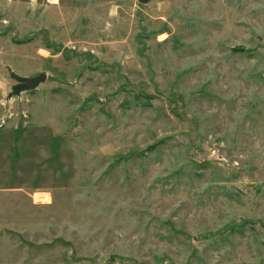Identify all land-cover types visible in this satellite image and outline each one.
I'll list each match as a JSON object with an SVG mask.
<instances>
[{
  "label": "rangeland",
  "instance_id": "1",
  "mask_svg": "<svg viewBox=\"0 0 264 264\" xmlns=\"http://www.w3.org/2000/svg\"><path fill=\"white\" fill-rule=\"evenodd\" d=\"M0 264H264V0H0Z\"/></svg>",
  "mask_w": 264,
  "mask_h": 264
},
{
  "label": "water",
  "instance_id": "2",
  "mask_svg": "<svg viewBox=\"0 0 264 264\" xmlns=\"http://www.w3.org/2000/svg\"><path fill=\"white\" fill-rule=\"evenodd\" d=\"M138 1L142 4L147 2V0ZM9 76L16 82V84L11 88V91L9 93L10 96L17 95L21 91L36 89L47 78V74L45 72H41L40 74L32 78H24L17 76L10 70Z\"/></svg>",
  "mask_w": 264,
  "mask_h": 264
},
{
  "label": "built area",
  "instance_id": "3",
  "mask_svg": "<svg viewBox=\"0 0 264 264\" xmlns=\"http://www.w3.org/2000/svg\"><path fill=\"white\" fill-rule=\"evenodd\" d=\"M1 124H4V119H2L1 120ZM38 195H42L41 193H37ZM42 197H39V198H37V200L36 201H38V202H42V199H41Z\"/></svg>",
  "mask_w": 264,
  "mask_h": 264
},
{
  "label": "trees",
  "instance_id": "4",
  "mask_svg": "<svg viewBox=\"0 0 264 264\" xmlns=\"http://www.w3.org/2000/svg\"><path fill=\"white\" fill-rule=\"evenodd\" d=\"M235 50V49H234ZM239 50H242V49H239Z\"/></svg>",
  "mask_w": 264,
  "mask_h": 264
}]
</instances>
